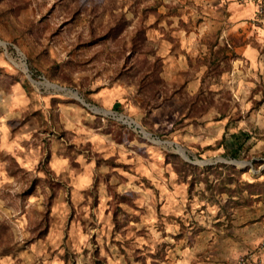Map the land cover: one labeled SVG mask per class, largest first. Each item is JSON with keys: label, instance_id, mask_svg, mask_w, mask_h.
I'll use <instances>...</instances> for the list:
<instances>
[{"label": "rangeland", "instance_id": "rangeland-1", "mask_svg": "<svg viewBox=\"0 0 264 264\" xmlns=\"http://www.w3.org/2000/svg\"><path fill=\"white\" fill-rule=\"evenodd\" d=\"M225 40L236 59L184 120ZM108 256L264 264V0H0V264Z\"/></svg>", "mask_w": 264, "mask_h": 264}, {"label": "trees", "instance_id": "trees-1", "mask_svg": "<svg viewBox=\"0 0 264 264\" xmlns=\"http://www.w3.org/2000/svg\"><path fill=\"white\" fill-rule=\"evenodd\" d=\"M124 26L116 25V27L111 31L112 32V39H116L121 31L123 30ZM231 41V40H230ZM144 43V44H142ZM132 54L138 53L139 50L142 49V47H145V38L144 34L142 32L136 34L135 40H133L132 43ZM216 44H213L209 48V55L205 56L204 59L202 60L203 66L206 67V71L204 73V76L201 80V86L200 89L198 90L197 94L193 98H187L185 104V115L183 116L184 120L195 118V110H196V105L199 102V97L203 93L202 91V86L206 83L207 80H211L212 78L215 79L219 77L221 74L225 73L230 69V63L231 61L236 59L235 53H233V46L225 40L223 45L221 47H217L215 49L216 51H213V49L216 47ZM157 61L153 63L147 70L146 76H154V74L157 72ZM120 103H114L112 109L113 111H118L120 109ZM101 118H96V120H100ZM180 122V121H179ZM248 135L244 133H240L238 135H232V140L234 143L233 148L228 151L229 155L231 156L232 159H237L239 152L242 150L244 144L248 140ZM174 155L168 154L166 157V162L170 157H173ZM176 157V156H175ZM185 168L194 171V172H199L198 168H195L192 165L189 164H183ZM218 167H225L222 165H217ZM214 166H208L205 167L206 170L213 168ZM175 171L179 174V170L175 167ZM189 186L191 187L193 184L188 183ZM231 197V196H230ZM47 218V215H46ZM48 219H45V225L47 226L48 224ZM45 226V227H46ZM47 229V227H46ZM44 229V230H46ZM44 232V231H43Z\"/></svg>", "mask_w": 264, "mask_h": 264}, {"label": "water", "instance_id": "water-1", "mask_svg": "<svg viewBox=\"0 0 264 264\" xmlns=\"http://www.w3.org/2000/svg\"><path fill=\"white\" fill-rule=\"evenodd\" d=\"M32 81V80H31ZM32 83H35L34 81H32ZM56 87V86H55ZM74 96L76 97V99L85 107H87L88 109H90L93 113L95 114H102V115H110L111 112H107V111H103V110H99L98 108L94 107V108H89V105L85 104L78 96L77 94L75 93ZM107 113V114H106ZM120 120L122 121V117H120ZM124 123H127L130 127L131 126H134L135 129H139L140 130V133L146 138L149 140V138L151 137L150 134L144 132L143 130L140 129V126H138L135 122H133L132 120L130 121H123ZM153 143H157V144H169V145H172V143H168V142H160V141H155V140H152ZM175 147L177 148V153L180 154L184 160H186L187 162H190L191 164L193 165H207V164H211V162H192L190 161V159L188 158V156L185 154L184 150L182 148H180L179 146H176ZM222 162V161H221ZM233 165H238V162L237 161H233L232 162Z\"/></svg>", "mask_w": 264, "mask_h": 264}, {"label": "crops", "instance_id": "crops-1", "mask_svg": "<svg viewBox=\"0 0 264 264\" xmlns=\"http://www.w3.org/2000/svg\"><path fill=\"white\" fill-rule=\"evenodd\" d=\"M191 85H188V88L190 87ZM93 131H96V130H93ZM88 141L89 142H97V141H100V139L96 136V134L94 135H89V138H88ZM67 158V156L65 157ZM131 170V168H129ZM129 170V171H130ZM110 171H120V169L118 167H111L110 168ZM121 171H128V170H121ZM109 257V256H108ZM107 264H125L122 260H120L119 258H114V260H112V257H109L107 262Z\"/></svg>", "mask_w": 264, "mask_h": 264}, {"label": "bare ground", "instance_id": "bare-ground-1", "mask_svg": "<svg viewBox=\"0 0 264 264\" xmlns=\"http://www.w3.org/2000/svg\"><path fill=\"white\" fill-rule=\"evenodd\" d=\"M107 114V113H106Z\"/></svg>", "mask_w": 264, "mask_h": 264}]
</instances>
